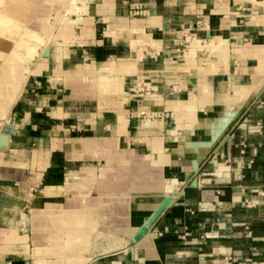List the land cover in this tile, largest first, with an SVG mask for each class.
Wrapping results in <instances>:
<instances>
[{"label":"crops","instance_id":"obj_1","mask_svg":"<svg viewBox=\"0 0 264 264\" xmlns=\"http://www.w3.org/2000/svg\"><path fill=\"white\" fill-rule=\"evenodd\" d=\"M29 2L0 264H264V0Z\"/></svg>","mask_w":264,"mask_h":264},{"label":"bare ground","instance_id":"obj_2","mask_svg":"<svg viewBox=\"0 0 264 264\" xmlns=\"http://www.w3.org/2000/svg\"><path fill=\"white\" fill-rule=\"evenodd\" d=\"M29 1L26 4L28 3L31 6L32 3L30 4ZM22 2V0H0V36L5 32L7 35L18 38L22 41L21 43H24L15 44L0 55V81L8 80L14 85H21L28 74L32 72L28 59H26L29 54L32 56L33 53L37 52V50L33 49L36 41H32V38L41 39L51 29V26L48 27V22H46L48 20V9L46 10L42 5L39 8L40 10L36 11L33 9L28 12L31 7L30 9L28 8L29 10H27V7L24 9L26 4L23 5ZM59 8L60 6L53 7L52 11L57 20L59 19ZM18 26H22L23 32L19 31ZM47 44L38 50L36 56L46 55Z\"/></svg>","mask_w":264,"mask_h":264},{"label":"rangeland","instance_id":"obj_3","mask_svg":"<svg viewBox=\"0 0 264 264\" xmlns=\"http://www.w3.org/2000/svg\"><path fill=\"white\" fill-rule=\"evenodd\" d=\"M55 1V0H54ZM66 2V0H65ZM63 0H60L59 4H63L65 3ZM50 15L52 16V12H49V17ZM55 17V16H54ZM19 31L23 32V28L22 26H18ZM35 36V35H34ZM44 37L41 39H36L35 37L32 38V41H36L35 42V46L33 47V49L37 50L36 53H33L32 56H30V54L26 57V59H28V64L32 63V59L36 58L38 56V50L40 48H42L45 44H47L48 42L45 40L46 39V35H43ZM46 41V42H45ZM22 41L20 39H16L15 37H11L9 35H7L5 32L2 33V35L0 36V55H2L3 53H5L9 48H11L13 45L15 44H24L21 43ZM43 44V45H42ZM33 71V69H32ZM20 89V85L16 84L14 85V83L9 82L8 80L6 81H0V117H2L6 110L8 109V107L10 106V102L12 101V99L15 97L17 91Z\"/></svg>","mask_w":264,"mask_h":264},{"label":"water","instance_id":"obj_4","mask_svg":"<svg viewBox=\"0 0 264 264\" xmlns=\"http://www.w3.org/2000/svg\"><path fill=\"white\" fill-rule=\"evenodd\" d=\"M8 127L3 128L1 134H0V146H6L8 143V133H7ZM198 162L196 159L192 161V171H195L197 169ZM189 177H187L188 179ZM196 179H193L192 184H195Z\"/></svg>","mask_w":264,"mask_h":264}]
</instances>
